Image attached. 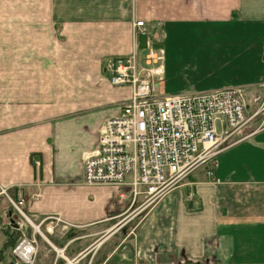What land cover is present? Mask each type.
<instances>
[{
  "label": "crops",
  "instance_id": "obj_1",
  "mask_svg": "<svg viewBox=\"0 0 264 264\" xmlns=\"http://www.w3.org/2000/svg\"><path fill=\"white\" fill-rule=\"evenodd\" d=\"M137 19L147 29L139 48L148 37L189 46L207 56L205 72L233 73L227 85L254 107L264 96V0H0V187L25 197L33 221L57 214L68 224L49 243L38 236L33 264H264V128L218 153L212 178L204 165L147 207L129 206L127 186L83 182L85 158L130 92L110 83L105 63L131 51ZM62 39L77 41L74 59L91 56L85 74L84 59L69 64L52 46ZM166 58L164 48L165 93L224 85L173 86ZM12 216L0 195V264H25L12 254L24 230L6 223Z\"/></svg>",
  "mask_w": 264,
  "mask_h": 264
},
{
  "label": "built area",
  "instance_id": "obj_2",
  "mask_svg": "<svg viewBox=\"0 0 264 264\" xmlns=\"http://www.w3.org/2000/svg\"><path fill=\"white\" fill-rule=\"evenodd\" d=\"M131 32V51L105 63L110 83L129 86L130 92L119 105V113L105 120L94 154L85 158L83 182L127 186L129 206L141 199L140 206L147 207L200 166L205 165L207 177L212 178V161L218 153L264 128V96L250 110L240 85L160 93L157 86L164 50L155 49L150 37L145 39L144 48L138 47L136 38L147 36L142 19L132 22ZM124 193H119L121 198ZM0 195L14 211L6 223L24 229L12 254L25 264H33L38 236L45 238L47 231L68 224L57 214L34 223L22 207L25 197L21 193L12 196L0 187ZM44 222L47 231L43 232L40 226Z\"/></svg>",
  "mask_w": 264,
  "mask_h": 264
},
{
  "label": "rangeland",
  "instance_id": "obj_3",
  "mask_svg": "<svg viewBox=\"0 0 264 264\" xmlns=\"http://www.w3.org/2000/svg\"><path fill=\"white\" fill-rule=\"evenodd\" d=\"M182 38H184V39L183 40L178 39V41H180V42L183 41V42H187V43H188V41H190V40H188V37H182ZM6 43H10L13 45V42L11 39H9V41H4V44H6ZM154 44H155V46H154L155 49L161 48L162 50H164V48H165V50H166V57H167L166 58V62H167L166 67H167V70L172 74V78L175 81V82H173V84H171L173 86L184 85L186 82H189L192 79L195 82H204L205 80L210 79L214 82L218 80L219 83H224V85H227L230 83L237 84L236 81H232L228 78L229 75H231L233 73H228V72H224V71H207V72H205L204 69L209 67V60H208L207 56L205 54L194 53L193 50L191 49V47H189V46H179V47L170 46L169 47L166 44H163V46H164V48H163V47H159V45L156 43H154ZM52 46L67 49V51H68L67 58H68L69 64L72 63L74 60H78L79 62H81V59L82 60L84 59L83 60L84 74L86 73V70L91 68V66H92L91 56L79 55L77 57V59H74V58H76L75 55H73L74 54L73 52H75L74 48H77V46H78L77 41H75V39L53 40ZM87 61H90V63L85 64ZM93 73H94V71L88 72L89 76L92 75ZM204 73H207L206 77H202ZM162 74L163 73L161 72L160 75L162 76ZM165 75H166V77H168V73H165ZM163 76H164V74H163ZM163 81H164L163 78H161V80L159 81V87L157 90L160 93H163V92L165 93V92L169 91L168 88L164 89L162 87ZM127 96L122 98V100L119 102V105L121 104V102L123 100H125L127 98ZM245 96L247 98L246 100H247V107H249L248 109L253 110L255 107H254V101L251 98L252 95L247 96L245 94ZM251 125L252 126L256 125V122L253 121L251 123ZM200 167H202V166H200ZM200 167H198L197 169H199ZM22 207L24 209V204ZM33 222L37 223L35 221H33ZM46 227H47V222L42 223L40 226V228L43 232L47 231ZM58 228L59 227H55L52 229V231H50V230L47 231L46 234L54 233V232H56V230ZM39 238L44 239L45 241H47V243L50 242V238L48 235H46L45 238L40 237V236H39ZM58 250H60V248ZM64 258H65V260H64L63 264H76L77 256L68 257V258H66L64 256Z\"/></svg>",
  "mask_w": 264,
  "mask_h": 264
}]
</instances>
